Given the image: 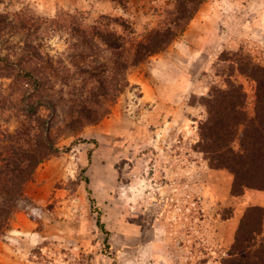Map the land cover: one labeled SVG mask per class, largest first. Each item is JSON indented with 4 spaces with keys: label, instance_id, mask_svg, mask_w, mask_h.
Here are the masks:
<instances>
[{
    "label": "rangeland",
    "instance_id": "rangeland-1",
    "mask_svg": "<svg viewBox=\"0 0 264 264\" xmlns=\"http://www.w3.org/2000/svg\"><path fill=\"white\" fill-rule=\"evenodd\" d=\"M174 8L173 0H0V75L12 77H0V94L13 100L0 108V165L10 143L28 151L41 137L19 110L23 94L37 93L13 78L27 71L58 75L40 94L57 105L50 134L59 149L24 184L0 235V264H264V146L251 148L254 166L238 181L202 140L207 101L230 82L255 119L264 0H207L165 51L129 70L105 117L83 125L67 114L92 87L79 68L101 72L112 57L98 41L94 54L82 46L73 27L103 23L123 34L124 24L140 41ZM82 51L93 56L82 61ZM39 115L50 121L51 107ZM241 139L242 130L221 154L241 153Z\"/></svg>",
    "mask_w": 264,
    "mask_h": 264
},
{
    "label": "trees",
    "instance_id": "trees-1",
    "mask_svg": "<svg viewBox=\"0 0 264 264\" xmlns=\"http://www.w3.org/2000/svg\"><path fill=\"white\" fill-rule=\"evenodd\" d=\"M173 1L175 8L168 13L165 21L140 41L129 38L128 33L130 35L132 33L130 28L124 24H121L125 31L123 34L103 30L101 25L107 26V24L103 23H100V26L91 27L89 30L77 27L72 28L73 35L79 37L78 39L82 42V46L89 48L90 52L96 53L92 44L98 41L112 54V57L109 58L111 66L107 68L104 65L101 72H97L94 68H79L88 74V80L84 82H89L92 87L87 91L85 99L82 98L71 104L69 113L66 112L68 115L76 114L75 121L78 120L83 125L93 124L105 117L109 112V107L106 106L107 102L115 100L117 94L122 93L129 86L130 83L127 78L129 70L145 63L151 56L165 51L179 34L184 31L198 12L200 6L207 0ZM113 22L120 24L118 19H114ZM1 28L0 32L3 30ZM115 54L117 57H113ZM78 56L84 61L93 55L82 51ZM33 58L35 57H32L30 61ZM240 71L245 74L247 72L242 68H240ZM3 76L8 77V75H0V77ZM251 76L258 81L255 119H250L246 113V96L242 87L233 85L230 82L228 90L218 91L217 95L207 101L210 109L209 119L205 127L206 133L202 135L205 146L215 148V150H211L212 153L206 151L209 154H214L210 156L212 163L217 164V167L222 166L231 170L236 179L238 178V181L239 177L248 171V168L254 166V156L251 158V148L255 150L259 148V151H261L264 146V70L256 69V72L254 70ZM53 77H58V75L55 74ZM53 77L51 72H41L39 75H34L29 71L13 77L16 81H23L30 86L33 85L37 91L36 94H23V98L19 100L18 104L22 116L29 120L34 119L40 125L41 137L32 149L28 151L20 150V147L15 148L18 147L15 146L18 144V141L15 140L16 143L13 145L10 143L1 158L0 235L3 234L4 229L9 225L17 201L23 197L24 184L32 178L36 167L59 152L56 147V141L50 134L53 117L56 116L57 112V105L49 97H42L40 94ZM70 94L73 96L77 95L75 93ZM7 99L2 93L0 94V105H2L0 108L5 109L4 106H8L13 101L11 99L7 101ZM47 106L51 107L53 114L50 121L39 115L41 108ZM73 125L74 122L72 121L68 122L66 126L73 130ZM252 127L254 132H251L250 135ZM240 130H242V152L234 153L233 151L231 152L232 155L229 154L228 156L221 154L224 146L232 141ZM221 133L224 134L222 135ZM19 134L23 137V134ZM257 188L264 189V185H260Z\"/></svg>",
    "mask_w": 264,
    "mask_h": 264
}]
</instances>
